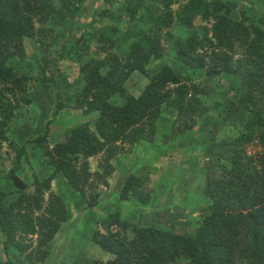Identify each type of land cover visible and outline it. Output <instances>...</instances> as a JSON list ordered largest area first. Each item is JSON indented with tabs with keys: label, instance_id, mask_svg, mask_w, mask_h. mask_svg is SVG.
<instances>
[{
	"label": "trees",
	"instance_id": "trees-1",
	"mask_svg": "<svg viewBox=\"0 0 264 264\" xmlns=\"http://www.w3.org/2000/svg\"><path fill=\"white\" fill-rule=\"evenodd\" d=\"M258 1L252 6L264 21V6ZM174 2L164 0L154 9L145 0H0V144H9V123L19 115L21 107L44 98L54 106L45 133L28 141L33 148L44 150L39 158L52 168V173L43 180L33 173L29 193V186L16 175L20 162L17 158L16 168L7 174L14 191L0 190V246L4 255L0 264H19L12 259L19 254H25V259L33 257L34 263L51 259V264L59 243L53 249L51 245L71 219L62 196L51 192L53 179L63 176L67 186L81 197L87 185L92 188L89 182L93 175L96 185L107 186L106 179L114 170L110 162L123 150L120 144L127 141L134 145L153 136L162 106L176 111L169 132L162 133L163 140L182 138L184 143L200 145L202 158L216 163L221 172L208 173L200 189L202 205L206 206L204 215L194 219L189 231L182 234L123 222L117 204L133 198L138 206L146 207L152 198L146 187L149 175L135 173L138 166L132 163L124 170L116 194L114 189L107 195L102 193L104 198L99 199L92 192L83 207L84 212L106 210L118 202L115 211L106 210L102 216L105 232L93 229L88 235L90 242L112 257L70 264H173L181 258L189 264H264V31L258 25L247 24L243 11L241 19L236 20L232 15L236 4L229 0H187L173 12L170 7ZM152 9L156 12L152 13ZM112 12L117 21L109 20L107 26L96 30L99 36L95 53L89 55L84 50L83 55H69L84 40L86 30L95 31L94 23L107 19ZM54 17L61 30L67 26L68 37L51 48L43 60L38 59L47 39L45 26H51ZM138 17L159 18V25L156 30L144 31L147 24L133 26L140 20ZM196 17L212 21L211 35L191 33L168 58L172 65L177 62L182 67L163 65L155 75H149L146 67L150 60L162 58V29L174 23L191 28ZM109 32L125 36L118 40V48H123L118 53L110 52V46L117 42L106 35ZM30 40H35L33 47L36 43L40 47L36 55L26 54L27 47L32 48ZM68 59L79 65L77 81L59 67ZM23 62L27 63L25 73L18 72ZM182 68L202 70L204 76L218 80L226 75L223 82H218L225 85L232 79L224 89L236 95L234 100L227 103L218 95L213 102L204 104L201 97L209 93L188 79L184 81ZM134 72L147 79L138 97L129 94L124 86ZM239 76L243 83L232 87L231 82ZM224 91L222 88L220 93ZM117 99L121 102L117 103ZM68 108L79 110L82 116L92 115L94 131L89 129V121L75 123L69 119ZM210 110L219 112L222 126H230L219 141L214 138L222 126L216 127L217 131L204 129L205 123L201 122L202 115ZM51 124L62 130L65 140H55L51 148L43 147ZM197 125L204 129V143L192 137L186 140ZM251 144L263 152L247 154L246 147ZM24 149L25 146L20 154L28 161ZM100 154L98 171L92 175L88 159ZM64 186L61 184L65 194L68 190ZM95 219L86 222L94 224ZM83 224L72 226L68 235L72 240L64 241L67 246L75 240L86 244L88 226ZM114 226L119 230L113 232Z\"/></svg>",
	"mask_w": 264,
	"mask_h": 264
},
{
	"label": "rangeland",
	"instance_id": "rangeland-1",
	"mask_svg": "<svg viewBox=\"0 0 264 264\" xmlns=\"http://www.w3.org/2000/svg\"><path fill=\"white\" fill-rule=\"evenodd\" d=\"M175 1V0H174ZM207 2L211 0H206ZM227 1V0H223ZM231 3L236 4L235 9L233 10V17L236 20L241 19V12H244V16L247 19V24H255L261 27L264 31V21H260V15L257 12V9L252 5L254 2L258 0H229ZM161 4L164 0H145V4H149L152 8L155 9L157 4ZM264 6L263 1H258ZM187 3V0H176V2L171 5L170 9L175 12L179 9L180 6ZM152 13H155V10H151ZM140 20L137 22H133V26L136 25L138 27V23L147 24L144 31H152V29L156 30L159 23L157 18L145 19L138 17ZM53 18V22L51 26H45L46 29V36L47 39L44 42L43 48H41L42 52L37 55L38 59L43 60L44 56L46 57L47 52L50 51L51 48H55L58 42L64 38L68 37L67 26L61 30L58 27V21ZM117 21L115 12L111 13L109 17L105 20H100L94 23V30L89 31L86 30L84 36V40L77 45L75 48L71 50L69 55H74L79 52L78 54L83 55V51H88L89 55L95 53L96 44L98 42V32L97 29L102 28L103 26L108 25V21ZM158 20V21H157ZM212 21L205 22L201 20L199 17H196L193 20V25L191 28H185L181 24L174 23L168 28H163L160 32V47L162 50V58L161 59H154L152 58L147 65V71L149 75H155L158 70L162 68L163 65H170L172 68L178 69L180 64L177 62L172 65L171 61L168 58L172 57L174 51L178 49L181 45L184 44L186 38L191 33H196L199 36L204 34L211 35L210 33V26ZM54 27V30L52 28ZM38 29V27L36 26ZM106 35L112 38L114 43L110 46V52L118 53L122 49L118 48L119 39L125 38V36H115L113 32L106 33ZM37 39V38H36ZM35 40H30L31 46L27 47L26 54L28 56H32L33 54L36 55L37 49L40 47L35 44L33 47V43ZM129 39L126 38L125 44H128ZM74 53V54H73ZM77 56V55H75ZM74 56V57H75ZM69 56L68 58H70ZM16 58L15 60H18ZM27 61V60H26ZM28 62V61H27ZM24 67L20 64V69L18 72L25 73V69L27 63L23 62ZM59 67L64 69V74L71 77L74 81H77V70H79V65L75 64L74 62L70 61L69 59L59 63ZM182 67V66H180ZM183 71V72H182ZM182 77L183 80L190 81L189 83H195L200 85L201 88L205 89L208 92V95H204L201 97V100L204 104L208 102H213L214 98L218 95L220 96L221 101H226L227 103L232 102L235 98V94H233L230 90L224 89L225 85L220 84L218 81L225 80L226 75H221L220 80L212 79L209 77L204 76L202 70H195L192 68H182ZM224 78V79H223ZM243 83L242 77H236V79L231 82L232 87L240 86ZM147 84V79L140 75L138 72H134L130 75L128 80L125 82V88L127 92L135 97H138L141 92L144 90L145 85ZM230 84V83H229ZM223 85V87L221 86ZM229 87V85H228ZM223 88L224 93H220L221 89ZM29 91V90H28ZM213 94V95H212ZM31 93L29 92V96ZM117 103L121 102V99L116 100ZM53 104L46 102L44 100L34 101L32 105L23 106L21 107L20 113L16 116L9 123L7 138L8 142H1L0 146V188H4L6 191H12L11 183L7 177V174L10 170L15 169L17 166V158L19 159V169L16 171V174L19 175L20 178L27 181V183L32 186V174L37 173V177L40 180L46 179L51 173L52 168L49 167L47 164L41 162L39 156L43 154L44 150L38 147L33 148L31 144L28 143L31 139H34L39 134H44L46 131V122L51 117V108H53ZM64 112V111H63ZM67 116L69 119L75 121V123L86 122L89 121V129L94 131L93 126V116H82L79 110H75L72 108H68L66 110ZM65 114V115H66ZM176 111L175 109L162 106L159 118L156 122V133L151 137H146L143 140H139L134 145H129L127 141L122 142L120 145L122 146V152H118L114 159L111 160V165L113 167V172L111 175L106 179L108 183L107 186L104 185H96L97 181L95 180L94 173L98 171V163L101 159V155L96 157H92L88 159V171L93 176L90 178V182L93 186L90 188L87 185L84 188V197H81L78 193L73 192L66 183V179L61 176V179L58 180L55 178L51 182V192L55 195H60L64 199V203H66L67 209L70 211L71 219L69 220V224L66 225L62 229V233L56 238L53 242L52 249L55 247V252L52 257L51 264H70L71 262H81V261H89L91 259H96L100 261H107L112 256L109 254H104L101 249L95 246L92 242L88 240L89 233L95 229L100 233H104L105 223L102 222V216H105L106 210H116L120 212V218L123 222L130 225L136 226H148L152 225L154 227H158L160 229H166L171 232H175L177 234H182L184 232L187 233L190 228V223L194 219H198L200 215H204L206 211V206H203V201L201 198L200 189L203 185L204 179L208 173H212L215 175L221 174L220 170L216 163L211 164L208 162L209 158H202L201 156V149L200 145H194L193 143L188 144L179 141L178 139H174L172 141L163 140V134L168 130L170 123L175 118ZM221 116L219 112L216 110H210L205 112L202 115V120L205 123V128L218 129L216 127L221 126L224 124L220 121ZM197 129V130H196ZM201 127L197 125L194 130H191L190 133L187 134L186 140H189L191 137L194 138L197 142L204 143L206 141H202L204 138L203 130ZM230 130V126L224 125L222 126L221 131L217 132L215 135V140L219 141L223 136L226 135ZM217 131V130H216ZM207 139V138H206ZM57 141H64L65 138L62 135V130L59 131L53 124L49 126V132L46 136V140L43 143V147L51 148L55 142ZM208 140V139H207ZM181 142V143H180ZM11 143V144H10ZM120 143V142H118ZM181 146H179V144ZM173 147V145H175ZM25 146V151L27 154L28 161H25L24 156L20 154V150L23 149ZM195 147V148H194ZM263 152L259 147L256 148L255 153ZM252 154V155H254ZM81 161H79L78 167H80ZM135 163L138 166L135 173H146L149 176L148 182L146 187L151 190V202L148 206H138L134 201L133 198H129V202H118L116 204H111L109 207H106V210L94 208L90 209L88 212H84L83 207L86 205V200L88 199L87 196L92 192L97 193L99 199H103L102 193L107 195L108 193L113 192L116 194L120 189L119 183L122 182L121 176L124 174V170L133 165ZM209 163V164H208ZM33 165V166H32ZM140 166V167H139ZM211 171H210V168ZM210 171V172H209ZM124 181V180H123ZM61 182L64 183V187L68 190L65 194L61 191ZM14 188V187H13ZM99 192V194H98ZM68 193V196L66 197ZM48 198V194H45V199ZM78 201L76 205L75 202ZM115 203V202H114ZM110 204V203H108ZM86 210V209H85ZM87 213L89 214V218H87ZM96 218L95 223L88 224L90 218ZM87 227L86 229V236H84L86 244H79L77 242H73L71 245H66L69 238L70 231L73 225H77L78 227L82 226ZM80 225V226H79ZM81 231V228H78ZM113 232L118 231L119 228L113 227L111 229ZM126 235L129 234L127 230ZM59 240V242H58ZM72 240V239H71ZM65 241V242H64ZM64 242V243H63ZM35 243V240L34 242ZM35 244L33 245V247ZM25 254H19L17 257H12V259L19 264H50V260L42 261L40 263H34V258L32 259H25ZM4 257L3 252L0 250V258ZM173 264H189L187 259H179L177 262Z\"/></svg>",
	"mask_w": 264,
	"mask_h": 264
},
{
	"label": "crops",
	"instance_id": "crops-1",
	"mask_svg": "<svg viewBox=\"0 0 264 264\" xmlns=\"http://www.w3.org/2000/svg\"><path fill=\"white\" fill-rule=\"evenodd\" d=\"M191 146V145H190ZM20 165H21V162H20ZM33 166V165H32ZM36 175H37V173H35ZM17 175V174H16ZM18 177H19V175H17ZM20 178V177H19ZM21 180H23L22 178H20ZM56 179H58V180H60L61 179V176H57L56 178H55V180ZM28 186H29V189L27 190V192H31V189H30V183L28 184L27 183V181H25V180H23ZM32 182V181H31ZM61 184H63V182H61L59 185H61ZM12 185V184H11ZM9 188H12L13 189V185L11 186V187H9ZM0 190L1 191H4V192H7V193H12V191H14V190H12L11 192H9V191H6L3 187L2 188H0ZM7 200H5L4 201V203L6 202ZM2 239V236H1V233H0V240ZM0 250L2 251V247L0 246ZM1 259V258H0Z\"/></svg>",
	"mask_w": 264,
	"mask_h": 264
},
{
	"label": "built area",
	"instance_id": "built-area-1",
	"mask_svg": "<svg viewBox=\"0 0 264 264\" xmlns=\"http://www.w3.org/2000/svg\"><path fill=\"white\" fill-rule=\"evenodd\" d=\"M257 147H258V146L253 145V144L248 145V146L246 147L247 154H249V155L254 154V153H255V150H256Z\"/></svg>",
	"mask_w": 264,
	"mask_h": 264
},
{
	"label": "clouds",
	"instance_id": "clouds-1",
	"mask_svg": "<svg viewBox=\"0 0 264 264\" xmlns=\"http://www.w3.org/2000/svg\"><path fill=\"white\" fill-rule=\"evenodd\" d=\"M33 240V239H32Z\"/></svg>",
	"mask_w": 264,
	"mask_h": 264
}]
</instances>
